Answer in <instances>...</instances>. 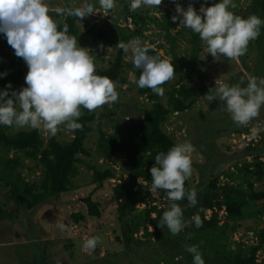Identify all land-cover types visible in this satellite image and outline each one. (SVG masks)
<instances>
[{
	"label": "rangeland",
	"instance_id": "rangeland-1",
	"mask_svg": "<svg viewBox=\"0 0 264 264\" xmlns=\"http://www.w3.org/2000/svg\"><path fill=\"white\" fill-rule=\"evenodd\" d=\"M196 1L175 0V3L171 5H160L157 8L142 6L133 10L131 0H115L116 6L107 12L96 9L97 13L84 19L78 18L77 26L80 34L89 29L92 31L100 30L103 33V39L80 35L79 40H77L78 46L90 49L96 70L106 68L115 57L119 42L118 33L129 37L130 32L137 31L140 35L134 36L131 40L138 38L142 46L155 48L156 45L162 44L167 47L163 40L157 37L159 31L154 23L147 22L143 27L134 26L131 23V15L153 17L158 22L160 10L167 9L177 15L175 12L177 3L186 10L189 4L196 5ZM44 2L50 8L49 13L57 14L55 12L56 8H73L79 6L82 0H44ZM89 2L94 4L99 3V0H89ZM249 5L250 0H241L237 3L236 8L239 10L240 15L247 17L246 9ZM193 8L200 14L199 6ZM128 21L130 22V28H127ZM262 21H264V11ZM178 29V27H174L169 32L170 35L175 37L174 52L183 63L187 59L190 47L185 42V35L175 34ZM99 45H103V48L98 47ZM206 47L203 42L197 56L198 67L201 70L203 80L200 81L198 77L191 75L183 81L188 88L195 92V103L183 113L169 115L162 125V131L176 145L190 142L195 148V151L190 154L193 164L200 163L201 165V163L203 164V154L199 150L202 151V145L205 141H203L204 138L200 135L199 129H201V123L210 122V125L215 126L214 131H219L216 134L207 136L209 141L205 143L207 146L204 145L206 148L205 164L208 166L215 161L213 158L215 154L219 155L220 161L224 162L228 157L236 155L241 150V146L249 143L248 140L252 141L254 145L260 137L258 133L264 135V106L261 107L259 115L248 124H235L231 128L229 122L233 120L224 102L219 100L209 101L206 95H214L215 89L222 83L233 86V77L237 73L245 76V73L236 60L226 57L214 60L207 53ZM157 53L161 55L162 51L157 50ZM122 55L123 63L131 64L132 69H135L131 52L126 54L123 51ZM12 58L13 51L6 48L0 41V64L8 62ZM248 64L251 65V63ZM123 76L125 77V84L123 86L116 85L118 100L93 111L99 117V120L91 125L92 132L84 142V148L89 156L78 157L79 163L76 164V174L71 179L70 186L64 195L57 200L47 201L45 205L35 209V211L31 210L24 213L20 211L14 214L13 211L16 205L5 197V189L0 185V211L4 212L3 216L0 217V264H163L162 260H165L168 264H188L185 257L189 252L186 251V247L191 246V240L201 229V227H195L194 222L185 227L178 235H175L173 239H170V242H165L162 249H160L152 238H144L139 228L133 234L131 243L125 246L123 243L125 230L117 224L111 215L113 209L119 210L123 204V199L126 197L124 192L129 187V183H127V174L124 171V160L121 155L117 154L107 161H103L96 156L97 131L105 135L116 134L120 142L134 140L136 139L133 131L134 124L141 118V111L148 109L151 105L145 97L137 94L138 86L133 82L130 70H125ZM246 80H248V77H246ZM175 81L176 77L169 81V85H173ZM23 83H25V80H23ZM166 90L164 89V92ZM158 101L165 105L164 94L163 96L158 95ZM17 108H19L18 105ZM218 124L221 125L222 129L226 126L225 131L217 129ZM30 129L32 128L27 126L23 128L16 127L14 131H28ZM243 129H247V135L233 133L235 130L242 131ZM40 131L44 140L53 137L62 142L69 141L71 133L66 125H60L54 136L45 130L40 129ZM241 135H244V139H247V141H241ZM260 159L261 162H264V157ZM245 161H250V158H246ZM239 162L236 161V163ZM233 163H225L219 171L224 172L226 168L231 170ZM24 165L31 168L26 162H24ZM109 168L114 171V178L108 180L107 183L102 182L101 188L91 196V199L97 201L102 207L101 218L98 220L87 219L80 224V227L69 225L65 231H61L56 225L60 224L63 217H66L73 209L80 208L83 212L81 204L95 187L92 184L93 170L101 171ZM199 170L192 167V175L184 183L185 190L190 192L194 189L197 194L207 190L208 176L212 171V167ZM25 171L23 170L21 175H24ZM33 180L37 181L36 172L32 177L26 179V181ZM224 182V178L219 177L216 186H220ZM253 183L252 188L259 191L260 184ZM262 183L264 184V182ZM138 184L143 185L139 179H136L134 185L132 184L130 187V194L126 197L130 204L129 207H131L130 211L139 212L143 209L153 208L154 213H149L145 225L156 217V211H158V221H162L163 213L168 211L166 210L168 200L159 193H153L151 187H146L145 190L136 193L135 186ZM110 190L111 193L113 191L116 200L109 201ZM140 198L144 199V203L138 202ZM198 199L200 201V197ZM206 200L211 208L202 211L200 204L191 207L197 210H194L195 212L188 221H191L194 215H199L201 221H203L202 226L205 227H220L225 223L228 227L236 225V229L228 237L229 249L232 251L236 246L245 248L255 244L252 232L261 228V219L258 220L249 215L242 221L227 222L219 196L206 197ZM147 229L148 233L152 232L149 225ZM59 234L65 237L57 238ZM208 234L212 237V234ZM216 235L217 233L214 234V237ZM97 236L100 237V242L94 251H88L82 247L86 239ZM114 236H118L120 241H115ZM162 252L172 253V258L164 256ZM256 263L264 264V253L262 251L256 253Z\"/></svg>",
	"mask_w": 264,
	"mask_h": 264
},
{
	"label": "trees",
	"instance_id": "trees-1",
	"mask_svg": "<svg viewBox=\"0 0 264 264\" xmlns=\"http://www.w3.org/2000/svg\"><path fill=\"white\" fill-rule=\"evenodd\" d=\"M186 1V0H185ZM241 0H231L235 7L229 6V11L242 18H248L251 15H256L262 20V13L264 11V0H250V5L246 9L247 17L240 15L239 10L236 8L237 3ZM247 1V0H245ZM220 0H197L196 5L203 4L205 7L219 3ZM173 4L172 0H162L161 5ZM95 9H100L99 3L93 4ZM252 9V10H251ZM160 18L157 22L156 19L147 18L141 15H131V23L134 26H144L147 22L154 23L159 31L157 36L167 45H156L155 48H150L149 55L157 56L160 59H167L173 64L175 69L176 81L173 85H169V81L162 85L164 89L165 105L158 101V95L153 93L151 89L137 87V94L145 97L151 103L148 109L141 111V118L134 124V136L136 139L120 142L116 134L105 135L97 131L98 138L95 144V154L103 161L111 159L113 156L119 154L123 158L124 171L127 174L129 187L125 190L126 197L130 194V187L136 179H139L143 185H136V193L145 190L146 187H151V174L149 169L155 165V156L158 153H167L176 144L173 140L162 131V125L166 118L171 114H180L190 109L195 103V92L188 88L183 82L191 75H195L202 81V73L198 67V52L201 49L203 41L200 39L199 34L193 31L181 28L175 33L179 36L185 35V42L190 47L186 61H180L176 53L175 37L170 35V30L179 26V18L176 23L172 22L171 17L175 14L169 12L167 9L160 10ZM49 15L57 22L58 30H62L63 23L69 26L68 35L75 36L79 40L80 35L88 37H96L103 39V33L99 31H92L89 29L80 34L77 26L78 18L74 16H65L49 13ZM127 30V29H126ZM140 35L137 31L130 32V36L126 37L124 34L118 33L119 42L128 43L134 36ZM0 41L13 51V58L4 64H0V74L7 73V75H0V91L6 90L5 86L12 85L9 92H19L24 87V77L27 74L28 68L22 58H18L14 54V50L8 45L6 37L0 33ZM118 42V43H119ZM157 50H161L162 54L159 55ZM123 50L117 49L116 55L113 60L104 69L96 70V74L106 76L116 83V85L123 86L125 84V77L123 72L130 70V75L135 79H139L140 69H132L131 64L123 63L122 59ZM241 69L244 71L245 76L237 73L233 77V84L244 81L241 87L247 86L246 77L255 76L257 78H264V24L261 25L260 35L254 40L250 41L245 55L236 60ZM248 63H251L249 66ZM184 72V73H183ZM11 98V97H9ZM19 110V108H17ZM81 117L76 121L82 124L81 130L71 131L70 139L67 142L58 141L53 137L44 140L41 137V131L37 129H30L28 131H14L16 127H8L0 124V185L5 189V197L16 205L14 214L22 211H35V209L46 204L47 201L57 200L64 195L70 186L71 179L76 174V164L79 163L78 157H88L84 142L88 135L92 132L91 125L97 123L99 117L93 112L81 108ZM204 121V120H203ZM221 123V122H220ZM231 128L236 124L234 121L229 122ZM217 129L224 130L226 126L221 128L217 125ZM200 135L203 136V141L207 143L209 139L207 136L216 134L214 131L215 126L210 125V122L201 123ZM228 128V124H227ZM233 133L247 135V129L242 131L235 130ZM259 134L258 141L253 145L250 141L245 146L240 147V151L236 155L230 156L226 161H220L219 155L213 156L214 162L210 165L205 164V143L202 145L203 164L194 163L192 160V167L203 170L205 167H212V171L208 176L207 190L201 191L197 194L198 203L201 205V210L210 209L206 197L219 196L221 206L227 222H238L244 220L247 216H253L255 219H261V228L253 230L252 234L255 239V244L246 246L245 248H236L232 251L229 249L228 237H230L235 226L228 227L227 223L220 227H205L202 226L200 231L194 235L191 240V246H198V251L201 253L205 264H257L256 253L262 251L264 253V162L260 158L264 157V135ZM239 139V138H237ZM197 147V146H196ZM204 147V151H203ZM194 155V153H193ZM250 161H245L246 158ZM236 161H240L236 163ZM24 162L29 164L31 168L24 165ZM234 162L232 171L226 170L220 172V167L225 163ZM222 163V164H221ZM158 166V165H157ZM25 171L24 175L21 172ZM37 173V181H26L28 177H32ZM200 177H202L200 175ZM224 178L225 182L220 186H216L218 178ZM114 178V171L112 169L97 170L92 172V184L94 189L83 200L82 209H73L66 217H63L60 224L66 227L73 225L80 227V224L88 220H98L102 215V207L97 201L91 199L92 194L101 188L102 182L107 183L108 180ZM255 183L260 184V190L255 191L252 185ZM185 190V198L181 201H170L167 193L164 190H158L159 195L168 200L167 209L170 210L172 203L179 204L183 211V219L188 221L192 214L197 210L188 206L187 193ZM123 199V204L120 209H113L111 215L117 224L124 229L123 243L127 246L132 241L133 234L141 230V235L146 238H152L153 242L162 249L165 242H170L173 235L166 225H162V221H158V211L156 217L145 225L148 220L149 213L154 209L142 211H130L131 207L127 198ZM116 200L115 195L111 190L109 192V201ZM139 203H144V199L140 198ZM220 206V207H221ZM195 210V211H194ZM0 211V217L3 216ZM203 222V221H202ZM59 224L56 226L58 227ZM148 225L152 228V232L148 233ZM113 233V232H112ZM212 236L210 237L209 234ZM217 235L214 237V234ZM228 233V235H226ZM62 234L57 235V238H64ZM115 241H120L119 237L114 236ZM229 242V243H228ZM164 256L172 258V253L162 252ZM188 264H193V254L188 253L185 257ZM162 260V259H161ZM163 264H168L162 260ZM263 264V263H262Z\"/></svg>",
	"mask_w": 264,
	"mask_h": 264
},
{
	"label": "clouds",
	"instance_id": "clouds-1",
	"mask_svg": "<svg viewBox=\"0 0 264 264\" xmlns=\"http://www.w3.org/2000/svg\"><path fill=\"white\" fill-rule=\"evenodd\" d=\"M161 4L162 0H131L133 10L142 6L157 8ZM99 5L105 12L116 6L115 0H99ZM229 6L234 8L235 4L231 0H220L209 7L202 4L198 14L192 4L184 10L177 3V15L171 19L176 23L179 18V29L186 28L199 34L207 46V53L214 60H220V57L238 60L245 55L249 42L259 37L264 21L256 15L246 19L237 16L228 10ZM49 12L44 0H0V33L5 35L15 56L22 58L28 68L24 77L27 87L19 92H9L12 85L8 84L6 90L0 91V124L42 129L54 136L60 125H66L73 132L81 130L82 124L76 122L82 115L80 109L93 112L105 104L115 103L118 92L114 81L96 74L90 49L79 47L77 38L68 35L66 22L62 30H58V24ZM55 12L80 19L97 13L89 0H82L79 6L69 9L56 8ZM118 46L126 54L131 52L134 68L141 70L139 79L134 76L133 82L163 96L162 85L176 74L173 64L167 59L149 55V47L142 46L138 38L128 43L119 42ZM98 47L102 49L103 45ZM243 83L233 86L222 83L214 95H206L209 101L224 102L232 120L238 125L248 124L264 106V78L249 76L246 87H241ZM194 151L190 142H184L173 146L166 154L158 153L155 165L149 169L151 191L158 193V190H164L173 202L183 200L186 195L184 183L192 175L190 154ZM196 197L194 189L187 193L189 207L196 206ZM183 211L179 204L172 203L170 210L162 215V225H166L173 235H178L193 222L195 227H202L199 215L185 221ZM58 228L66 230L64 224H59ZM99 242L100 237H91L82 247L94 251ZM186 251L193 254V264H205L198 246H188Z\"/></svg>",
	"mask_w": 264,
	"mask_h": 264
},
{
	"label": "built area",
	"instance_id": "built-area-1",
	"mask_svg": "<svg viewBox=\"0 0 264 264\" xmlns=\"http://www.w3.org/2000/svg\"><path fill=\"white\" fill-rule=\"evenodd\" d=\"M127 28H130V22L128 21V23H127ZM240 137H242V139H240L241 141L242 140H246L247 141V139H244L245 137H244V135H241ZM247 142H250L249 140L247 141ZM246 145V144H245Z\"/></svg>",
	"mask_w": 264,
	"mask_h": 264
}]
</instances>
